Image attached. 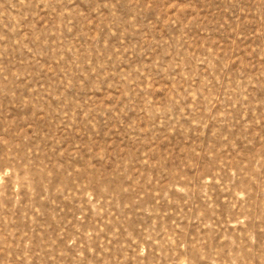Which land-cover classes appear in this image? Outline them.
I'll list each match as a JSON object with an SVG mask.
<instances>
[{
	"label": "rangeland",
	"instance_id": "obj_1",
	"mask_svg": "<svg viewBox=\"0 0 264 264\" xmlns=\"http://www.w3.org/2000/svg\"><path fill=\"white\" fill-rule=\"evenodd\" d=\"M0 264H264V0H0Z\"/></svg>",
	"mask_w": 264,
	"mask_h": 264
}]
</instances>
